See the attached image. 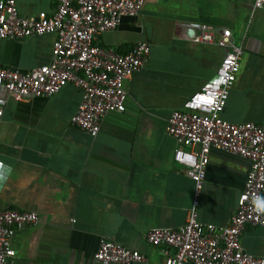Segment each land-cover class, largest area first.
Listing matches in <instances>:
<instances>
[{
    "label": "crops",
    "instance_id": "1",
    "mask_svg": "<svg viewBox=\"0 0 264 264\" xmlns=\"http://www.w3.org/2000/svg\"><path fill=\"white\" fill-rule=\"evenodd\" d=\"M254 0H145L134 17L102 34L101 47L126 53L138 42L151 51L124 81L125 110L106 115L94 137L71 118L81 92L16 102L0 121V209L34 212L39 223L15 230L16 264H98L101 239L144 255L136 264H165L164 247L150 246L154 228L177 230L197 200V220L222 228L237 210L249 162L211 149L205 177L194 182L173 162L170 115L213 77L227 48L196 41L200 27L228 29L243 50L240 70L221 117L264 124V9ZM20 16L51 14L50 0H17ZM55 35L0 41V66L28 71L51 61ZM198 150V147H195ZM242 250L264 258V228L246 226Z\"/></svg>",
    "mask_w": 264,
    "mask_h": 264
},
{
    "label": "built area",
    "instance_id": "2",
    "mask_svg": "<svg viewBox=\"0 0 264 264\" xmlns=\"http://www.w3.org/2000/svg\"><path fill=\"white\" fill-rule=\"evenodd\" d=\"M17 0H0V41H21L30 37L55 35L51 61L28 71L0 66V89L7 98L26 102L56 94L66 85L81 92V102L70 120L72 127L94 137L103 119L112 112L125 110L124 81L146 63L151 46L138 42L126 53L101 47L99 37L116 29L122 18L134 17L145 0H50L51 14L40 11L20 16ZM264 9V0H254ZM196 41L227 48L215 74L174 111L166 133L177 144L174 164L201 188L211 149L237 155L249 162L237 210L222 228L203 225L197 220V200L188 210L183 226L177 230L154 228L146 241L164 247L165 264H264V258L242 250L240 235L246 226L264 228V214L252 209L253 201L264 202V124H234L221 117L230 90L240 70L243 50L230 30L209 25L200 27ZM6 98L0 97V121ZM198 147V150H195ZM34 212L0 209V264H16L11 238L15 230L34 226ZM98 264H136L144 255L110 239H101L95 254Z\"/></svg>",
    "mask_w": 264,
    "mask_h": 264
},
{
    "label": "clouds",
    "instance_id": "3",
    "mask_svg": "<svg viewBox=\"0 0 264 264\" xmlns=\"http://www.w3.org/2000/svg\"><path fill=\"white\" fill-rule=\"evenodd\" d=\"M252 209L258 214H264V202L259 200L252 202Z\"/></svg>",
    "mask_w": 264,
    "mask_h": 264
}]
</instances>
